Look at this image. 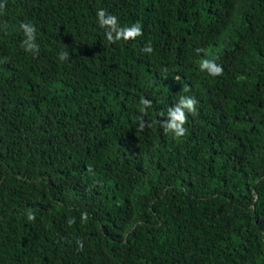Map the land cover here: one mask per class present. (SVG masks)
<instances>
[{"label":"trees","instance_id":"1","mask_svg":"<svg viewBox=\"0 0 264 264\" xmlns=\"http://www.w3.org/2000/svg\"><path fill=\"white\" fill-rule=\"evenodd\" d=\"M0 3V264H264V0ZM101 8L143 35L108 43Z\"/></svg>","mask_w":264,"mask_h":264},{"label":"clouds","instance_id":"2","mask_svg":"<svg viewBox=\"0 0 264 264\" xmlns=\"http://www.w3.org/2000/svg\"><path fill=\"white\" fill-rule=\"evenodd\" d=\"M6 5L0 3V14H3V10ZM97 22L99 27L105 30V36L110 44H115L117 41H134L138 37L143 35L142 26L139 22L132 24L131 26L121 27L118 21L117 16L112 15L105 11L104 9L97 10ZM21 29L24 32V39L21 41L20 47L27 53L32 54L34 57L39 55L40 47L36 42V27L30 22H25L21 24ZM143 52L152 54L154 49L151 43L147 44L143 49ZM205 52L203 48H197L196 53L200 54ZM58 59L61 62H65L69 59V52L61 51L58 55ZM216 58L212 59H203L199 63V68L202 72H207L212 77H218L223 75L224 69L221 65H219ZM4 62H7V58H5ZM179 80V77H177ZM184 92L191 91L190 87L184 86L182 89ZM140 111L143 114L140 117V124L138 127L139 131H143L145 128V122L143 120V116L148 114V109L152 107V101L146 99L144 97L140 98ZM189 114L192 116H196L197 108H196V100L189 96H181L179 101L175 104L174 107H170L167 112V119L162 121V128L166 133H173L176 138H180L186 135L187 128L185 125L188 123ZM161 116L164 115L163 112L160 113ZM150 126V125H149ZM88 213L83 212L81 214V221L83 223L88 222ZM36 217L34 213L29 210L27 212V220L35 221ZM75 223V219H69L68 224L71 226ZM80 248H83L82 242H77Z\"/></svg>","mask_w":264,"mask_h":264}]
</instances>
